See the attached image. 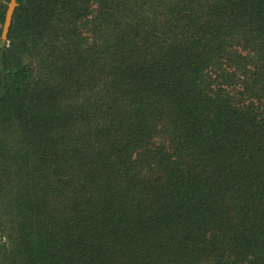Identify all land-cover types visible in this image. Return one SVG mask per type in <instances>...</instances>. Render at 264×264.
Instances as JSON below:
<instances>
[{"label": "trees", "instance_id": "1", "mask_svg": "<svg viewBox=\"0 0 264 264\" xmlns=\"http://www.w3.org/2000/svg\"><path fill=\"white\" fill-rule=\"evenodd\" d=\"M17 4L0 264H264V0Z\"/></svg>", "mask_w": 264, "mask_h": 264}, {"label": "water", "instance_id": "2", "mask_svg": "<svg viewBox=\"0 0 264 264\" xmlns=\"http://www.w3.org/2000/svg\"><path fill=\"white\" fill-rule=\"evenodd\" d=\"M17 5V0L8 1L0 33V100L5 95L4 53L7 44V36L11 25L12 16Z\"/></svg>", "mask_w": 264, "mask_h": 264}, {"label": "rangeland", "instance_id": "3", "mask_svg": "<svg viewBox=\"0 0 264 264\" xmlns=\"http://www.w3.org/2000/svg\"><path fill=\"white\" fill-rule=\"evenodd\" d=\"M9 1V0H8ZM0 2H2L3 4H6V8H7V4H8V2H7V0H0ZM5 11H6V9H5ZM5 15V14H4ZM3 24V23H2ZM1 29H2V26H1ZM1 29H0V33H1ZM6 46H7V44H6Z\"/></svg>", "mask_w": 264, "mask_h": 264}]
</instances>
